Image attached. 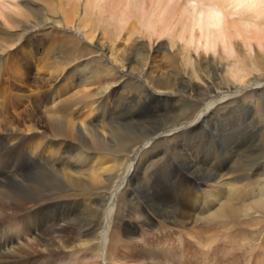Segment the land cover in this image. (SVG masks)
I'll return each mask as SVG.
<instances>
[{
	"label": "bare ground",
	"instance_id": "obj_1",
	"mask_svg": "<svg viewBox=\"0 0 264 264\" xmlns=\"http://www.w3.org/2000/svg\"><path fill=\"white\" fill-rule=\"evenodd\" d=\"M45 2L41 8L31 6L32 15H28L32 19L25 22L22 19L13 26L20 30L14 45L10 43L11 47L18 46L19 49L24 39L35 31L46 27L54 31L58 29L56 24L69 25L72 31H54L56 40L52 41L51 49L47 48L46 53L54 60L50 61L49 58L45 61V69L41 71L46 74V68L52 67L53 72L60 73V68L66 71L78 62L73 65L77 79L86 82L92 78L89 83L86 82L88 85L93 83L94 78L96 81L92 88L86 86L88 94L85 99L59 107L55 98L49 96V91L45 93L44 89L53 85L50 81L54 75L50 78L42 75V80L38 78L41 82L36 81L38 89L31 98L23 93L15 95V108L21 102L28 103L16 116L9 113L0 100V204L4 206L3 212H0V264H14L16 257L22 258L37 247L52 252L56 264H83L79 254L71 262L63 258L68 252V245L71 252H74L77 247L83 249L94 243L98 245L101 258L100 261L91 260L88 264L107 263L108 245L113 241L112 222L118 210L117 197L127 188L133 176L144 169L145 165H151L159 155L158 150L156 152L151 149L159 139L175 140L172 143L171 159L159 166L150 181L146 180L151 182L150 187L135 203L139 206L136 209L138 222L150 225L167 222L171 229L186 232L190 238L193 237L199 246L206 242L202 236L206 228H190V224L198 226L207 223L216 226L215 223L221 220L234 222L227 228L225 240L238 226L255 227L252 220L246 217L252 213L264 216V149L257 145L253 148L255 140L252 130L240 129L233 118H245L253 109V104L245 101L244 95L235 100L254 73L245 66L247 59L243 54L247 55V50L241 53L238 39L243 40L249 51L255 46L253 39L264 47V0ZM17 3V0L0 1L1 22L16 21L11 10L19 8ZM18 10L19 15L27 14L20 8ZM8 35L9 32H0V36ZM165 36L173 42L172 48L176 47V54L161 57V50L167 49L163 38ZM82 38H88L93 43H85ZM3 42L0 41V71L5 61L3 58L9 60L17 53ZM116 43H119L117 48ZM83 52L88 55L92 53V58L82 59ZM191 54L197 55L195 60L191 59ZM176 56L185 60L182 72L173 65ZM201 56H204L202 60L207 63L204 68L209 76L212 75L213 83L207 80L200 91L194 92L198 88H195L196 78L204 70L199 68ZM229 57H233L237 63L226 72V76L230 81L239 80L240 83H227L215 88V79H226L219 71L223 67V59ZM129 59L131 61L128 63ZM254 60L257 68L262 70L264 67L260 64L261 60ZM121 61L129 64L127 68H121L123 73L114 68ZM91 63L96 66L95 74L91 71ZM12 64L15 65V62ZM15 68L18 69L16 65ZM103 68L106 72L104 74ZM126 71L139 74L138 79L127 76ZM262 85L255 91V101H259L260 106H264ZM153 86L158 93L149 89ZM179 93L184 96L181 103V99L175 96ZM198 99H204V103L195 120L181 124L188 119L186 117H189L190 111L198 107L187 103ZM214 117L224 121L220 132L211 134L208 124ZM227 123H230V128L224 127ZM207 136H212L215 141L210 148L206 147ZM35 139L40 140V143L34 144ZM43 169L59 177L45 183L34 182L32 175L41 173ZM58 179L62 180V189H88L108 181L112 184L101 204L104 210L101 209L97 214L102 218V226L96 240L89 238L72 245L71 233L76 223L74 203L53 204L49 197L55 193ZM187 179L191 182L190 188L182 186L180 195L171 191L172 182L185 185ZM137 183L132 187L138 189L141 185L137 186ZM21 203L32 204L30 208L35 207V210L31 212L28 211L30 208H25L26 214L21 212L6 218V206L10 204L18 207ZM43 206L46 207L45 211ZM23 215L24 218L18 224L20 228L11 232L7 221ZM261 224L263 226L264 221ZM191 246L192 243L190 249ZM70 256L73 257V254ZM256 258L264 264V247L256 254Z\"/></svg>",
	"mask_w": 264,
	"mask_h": 264
},
{
	"label": "rangeland",
	"instance_id": "obj_2",
	"mask_svg": "<svg viewBox=\"0 0 264 264\" xmlns=\"http://www.w3.org/2000/svg\"><path fill=\"white\" fill-rule=\"evenodd\" d=\"M0 1H2V0H0ZM32 1H30V0H17V2L19 3V4L17 3L19 8L22 9L23 11H25L27 14L26 15L23 14V16L19 15L18 12H20V10H18L19 8L17 7L15 9L11 10V13L15 17L16 21L13 20L12 23L11 22L4 23L3 21L2 22L0 21V32H2V33H8L9 32L10 33V35H8V36H0V41H2V42L4 41L3 43H5L7 46H10L9 48H11V49L13 48L14 49L13 52L17 51V53L14 56H11V59H9L11 62L9 60H6V57L3 58V61L4 60L5 61L2 63L3 67H1V71H0V89L1 88L3 89V90L1 89L2 90L1 91L2 96H0V100L3 101L7 111H9V113L13 114L14 116H16L18 112L23 111V109H25L28 105L27 102H25V103L21 102L20 106L18 108H15L14 107V104L16 103L15 98H14L15 95H17L19 93H23L25 95L26 94L29 95L31 98L32 95H34V93L38 89L37 88V84H38L37 82H41L40 80H42L41 79L42 75L43 76L46 75L45 77H47V78H50L51 76L54 75L53 80L51 79V81H50V79H49V81L53 85L51 87L47 86L44 89L46 90L45 93L49 91V96L50 97L53 96L55 98V103L57 105H59V107L66 105V104H69V105L75 104L73 102L81 101V100L85 99V96L88 94L87 90L92 88L94 85V82L96 81V78H94L93 83L91 85L90 84L88 85V84H86V82L89 83V81L92 80V78L86 80V82H84V81L80 82L79 79H77V72H76V70H73V65L77 64L78 62L71 65L66 71H64L60 68L61 69V70L59 69L60 73H57L55 71L53 72L54 69L52 67L49 68L50 70L48 68H46L47 69L46 74L41 71V69H45V68H43L45 61H47L49 58H50L49 59L50 61L54 60L53 57L46 54L48 49H51L50 47H51L52 41H54V39L56 40L57 36H55L54 31L58 30V29L59 30L64 29L67 31H72V29H71L72 27L69 25L64 26V24L63 25L62 24H59V25L56 24L55 26L58 29L55 28L54 31L51 30L52 28L47 29V27L41 29L40 31H35V32H33V34H31L30 36H27L24 39L23 44L19 49H18V46L11 47L16 42L17 34L19 33V30H20L19 27H17L15 29V27H13V26L18 24V21L21 22L22 19H23V22L32 19L29 16V15H32L31 14L32 13L31 12L32 7L37 6V7L41 8L43 2H44L43 5L46 4V2H45L46 0H34L33 2ZM37 1H39V2H37ZM21 13H22V11H21ZM62 20H64V18ZM7 30H8V32H7ZM11 32H13V33H11ZM12 34H15V35H12ZM52 36L54 37L53 39H52ZM163 38H164L165 46L167 47V49L161 50V57H162V55L167 56V54L168 55L176 54V52H175L176 47L174 46L172 48L173 42L171 41V39L168 36H165ZM82 39L85 41V43H88V44L91 43L90 39H88V38H82ZM237 39H236V41L239 40L238 41V47H240L239 50L241 49L240 50L241 53H245L247 50V52H246L247 55L243 54V56H246V59H247V62H245V66H246L247 70H249L250 72H254V73L252 74L251 77H249L248 81L245 82L244 86H246V87L240 90V92L237 94V96H236L237 98H235V100L241 99V95H244V100L246 99L245 101L253 104V107H252L253 109H251V111H250L251 114L249 116H246L245 118L241 117V116H237V117L233 118V121L235 120L238 123V127L240 129L244 130V129L248 128L247 130H249V129L252 130V132H253L252 136L254 137V140L257 143L256 144L254 141L253 148L255 145H257L260 148L264 149V113H263L264 112V106L261 105L262 106L261 107L258 104L259 101L258 102L255 101V99L257 100L255 91L259 90L260 89L259 87L262 84L264 85V68L262 70H259L257 68V66H256L257 64L255 63V60H254V59H258L259 61L261 60L260 64L262 63L261 65H263V67H264V47L260 46L258 44V42L255 39H253L252 42L255 43V46L253 45V49L251 51H249L250 49H248L245 46V44L243 43V40L240 38L238 40ZM118 44L119 43H116V45H115L116 48L119 47ZM120 44H121L120 46H123L122 43H120ZM249 53L252 56L248 55ZM91 55H92V53L88 55V53L83 52L82 59L92 58ZM191 57H192L191 59L195 60V57H197V55L191 54ZM42 58H44V60ZM202 58L204 60V56L200 57L201 66L199 65V68H201V70L202 69H204V70L202 71L201 76L199 75V77L196 78V84L195 85H197V86H195V88L196 87H198V88H196L194 90V92H197V90L200 91L202 89V87L206 85L207 80H209L213 83V81H212L213 78L211 77L212 75L209 76L207 74V72L205 71V68H204V66L207 65V63H205L202 60ZM229 58L230 59H223V62H224L223 67H222L223 70L221 69L222 72L218 70L219 74L226 76L229 69L231 67L236 66V63H237L236 60L233 57H229ZM130 61L131 60L129 59L127 62L129 63ZM14 62H15V65L18 69L21 68L20 72L18 69L15 68V65L12 64ZM128 63L125 64L121 61L114 68L118 69L121 72L122 71L121 68H124V69L127 68L126 66L129 65ZM10 64H12L13 65L12 67H14V68L10 67L11 66ZM183 64H185V60L183 61V59L181 57L179 58V56H176L174 59V64H173L175 69L180 70L182 72L183 68H185L182 66ZM4 65H6V66H4ZM90 66H91L92 73L95 74L94 73L96 71L95 64L91 63ZM176 66H177V68H176ZM15 69H16V71H15ZM194 69L196 71L197 68H195V66H194ZM50 72H52V73L50 74ZM104 73H106V72L103 68V74ZM121 73H123V71ZM126 75L133 77L135 79H138V76H139V74L131 73V72L130 73L127 72ZM15 76L16 77L18 76L17 79ZM36 76H37V78H36ZM204 77H205V79H204ZM227 78L228 77L226 76V79ZM223 79H221L219 77H218V79H215V82H216L215 88H218L219 85L225 86V84H227V83H231V84H233V83L239 84L240 83L239 80H233L234 81L233 82L232 80L230 81L229 78L227 80L225 78H223ZM10 80H12V81H10ZM86 86H88L87 87L88 89L86 88ZM199 86L200 87L202 86V87L199 88ZM149 89L152 90L153 93H158L157 92L158 90L154 86H153V88L150 87ZM12 90H14V91H12ZM250 91H251V93H250ZM80 92H82V94ZM76 93L78 95H75ZM176 94H175V96L177 97V99L178 98L181 99L179 101L181 103L182 99L184 98L183 94H181V93H179L178 95H176ZM73 96H74V98H73ZM80 97H81V99H80ZM203 100L204 99H198V101H194L196 103H194L190 100L191 102L187 103V104H190L189 106H192V105L194 106V104H196V105H198V107L196 108V110L193 109L192 111H190V115H188L189 117H186L188 119L184 120L183 122L188 121V120L190 121L191 119L195 120L194 117H196L197 113L202 108V104L204 103ZM179 102H177V104H179ZM219 108H222V107H218V109ZM208 114H210V113H208ZM208 114L206 116H208ZM212 120L208 124L209 125L208 126L209 133H211V134L213 132L219 133L221 123L224 120L217 119L216 117H214ZM251 121H252V124H251ZM183 122H181V124H183ZM198 122H200V120ZM224 127L230 128V123L225 124ZM231 127H232V125H231ZM258 127H259V129H258ZM250 133H251V131H250ZM35 140H34V144L40 143V140H37V139H35ZM36 142H38V143H36ZM174 142H175L174 139L169 140V141H165L163 139L157 140L153 144L151 149H153L155 151L158 150L159 155L156 156L155 160H153L151 165L149 164V165L144 166V169H142L143 172H142V170L138 171L137 172L138 175L135 174L133 176V179L130 181V184L127 186V188L124 189L122 191V193L120 192L119 196L117 197L118 210L114 216V220L112 222V230H111V240H113V241H111L108 245L107 257H108L109 261L105 264H117V263L118 264H165V263L166 264H263V263L259 262L256 258V254H258L260 249L262 247H264L263 246L264 245V225L262 226V224H261V222L264 221V216L261 214L256 215V214L252 213L251 215H248L247 217L245 216L247 219L249 218L250 220H252L251 222H253V226H255V227L247 228V227H239L238 226L235 230L232 231L231 236L229 238H227V240L224 239V235L228 231L227 228H229V226L231 227L233 224H235L234 222L226 223L223 220H221V222L215 223L216 226H214V225L211 226L207 223L199 224L198 226H195L194 224H190V226H189L190 228L191 227L192 228L195 227L196 229H199L202 227L206 228V230H204L202 233L203 238L206 239V242H204L203 246H201V245L199 246L197 244V240L194 242L193 240H195V239L193 237L190 238L186 232H180V231H176L174 229H171L172 227H170V224L167 222H160L159 223L160 225L159 224L150 225V224L146 223L148 226L146 224L138 222L139 219L137 218L138 214L136 212V209H138L139 206L136 205L137 201H138V199L142 198L141 197L142 193H144L146 190H148V187H150L151 182H147V181L148 180L150 181L152 179V175L156 174V170L159 168V166L162 163H164L165 161L171 159V154L173 151L172 150V145H173L172 143H174ZM214 142L215 141H214V138L212 136L206 137V143H207L206 147L207 148H210ZM251 142H253V141H251ZM11 144H13V143H11ZM168 146H170V147H168ZM160 148H162V149L160 150ZM165 149H166V151H165ZM207 150H208V152H211L209 149H207ZM164 151H165V153H164ZM166 153L169 155H167ZM162 155H164V156H162ZM49 173H50V175H49ZM51 175H52V178H51ZM58 177H59V175L54 174V172H52V173L51 172H44V169L41 171V173H36V174L32 175V178L35 179L34 182H38V183H45L49 179H53V178L56 179ZM103 177H106V175H104ZM121 177H122V175H121ZM60 181H62V180H59L56 182V185L54 188L55 193H52L49 197L51 198L50 201L53 204L68 205V204L74 203L73 204V206H75L73 209L74 210V218H76L77 224L75 223L73 225V229H75V230L71 233V236H72L71 242L73 243L72 245L80 244V242L87 241V239H89V238L96 240L97 239L96 237L100 231L99 230L100 226H102V222H101L102 218L100 216H98L97 214H98V212H101L100 211L101 209H102V211L104 210L103 208H101V204L103 203V200L105 199L108 191L111 190L112 184L110 183V181H108V182H106L104 184H100V185H99V183H97L98 186H93L92 188H88V189L80 188V187L73 188V189L72 188L71 189H69V188H65V189L63 188L62 189L61 186L63 187V185H62V182H60ZM137 182H139V183H137ZM136 183H137V186L141 185L140 187H138V189H135L132 187V186L136 185ZM182 186H188L190 188L191 182L189 181V179L186 180L185 185H179L178 182H172L171 191L177 192L180 195V193H182V191H181ZM178 188H180V189H178ZM89 199H91V200H89ZM79 200H80V202H79ZM85 200H86V202H85ZM141 201L144 203V200H141ZM174 203H175V201H174ZM9 205L6 206V209H5L8 211L6 218H9L13 215H16L17 213L20 214L21 212H24L25 208H30L32 204L22 205V203H21V204H19L18 207L14 206V205H10V206ZM133 205H135V206H133ZM83 206H85L86 209H85V207L83 208ZM87 206H88V208H87ZM2 208L4 209V206L2 204H0V212H3ZM130 209H132V210H130ZM34 210H35V207H32L28 211L33 212ZM43 210L45 211L46 207H44ZM82 210H83V212H82ZM24 213L26 214V211ZM253 215H254V217H253ZM90 216H92L93 218L91 219ZM22 218H24V215L21 218H18L16 220H9V221L6 220L7 221L6 224H7L8 229H10L11 232H13V231L15 232L16 229L20 228V226L18 227V224L22 220ZM0 220H2V217H0ZM139 226H141V227H139ZM1 227H2V224L0 225V229H1ZM82 231H84V232H82ZM95 231H96V233H95ZM198 231H200V230H198ZM0 232H1V230H0ZM199 238H200V235H199ZM241 238H242V240H241ZM238 239H239V241H237ZM233 240L236 243H233L234 242ZM230 242L232 243V245ZM251 242H252V244L249 245ZM190 243L193 244V246H191L192 249H190ZM91 246H89L87 248H83V249H80L77 247V248H75L76 251L74 250V252H71L70 245H68V247H67L68 252H66L65 255H63V258L66 261H68L70 259L69 262H71V261H73L72 259H74V257H77L80 255L79 258L83 264H85L86 262H87L86 264H88V262L90 263L91 260L100 261L101 257H100V250L97 247L98 245H96L94 243ZM43 248L37 247V249H34L35 251H33L32 253L30 252L28 255H25L22 258H21V256L16 257V261H15L16 263L14 262V264H41V263L42 264H56L57 262L55 260V256L52 255L53 253L48 252V250L43 249ZM69 252H70V254H69ZM71 253L73 254V257L70 256V255H72ZM198 256H199V258H198ZM81 257L82 258L85 257V259H82Z\"/></svg>",
	"mask_w": 264,
	"mask_h": 264
}]
</instances>
